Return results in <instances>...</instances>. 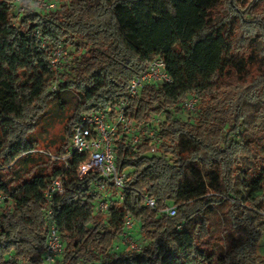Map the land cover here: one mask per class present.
<instances>
[{"label":"trees","instance_id":"16d2710c","mask_svg":"<svg viewBox=\"0 0 264 264\" xmlns=\"http://www.w3.org/2000/svg\"><path fill=\"white\" fill-rule=\"evenodd\" d=\"M47 1L57 8L38 12L24 0L18 18L15 0H0V264H44L50 218L66 245L58 264H264V0ZM43 40L69 51L58 77ZM157 58L172 82L146 86L128 116L141 125L165 115L154 126L161 146H116L118 169L129 173L125 200L96 212L100 175L80 180L48 154L64 156L82 115L119 104ZM190 97L199 100L191 116L181 107ZM56 102L67 116L49 145L36 135ZM245 104L257 106L255 132H241ZM240 159L253 164L242 199ZM55 178L64 190L49 204ZM221 205L225 224L213 233L207 210ZM127 216L140 251L120 245Z\"/></svg>","mask_w":264,"mask_h":264},{"label":"built area","instance_id":"2783aa9c","mask_svg":"<svg viewBox=\"0 0 264 264\" xmlns=\"http://www.w3.org/2000/svg\"><path fill=\"white\" fill-rule=\"evenodd\" d=\"M23 1L15 0V13L18 18L25 12ZM32 1L34 4L38 3L35 5L36 8L34 7L38 12H49L57 8V3H49L47 0ZM36 34L40 36L38 31ZM42 48L49 51L50 69L55 77H58L66 70L70 62L69 51L62 44H51L47 40H43ZM171 82L172 78L161 58L149 62L147 69L130 81L127 96L119 104L108 105L96 112L82 115L74 127L70 148L64 156L57 157L48 154L54 161L62 162L65 169L74 171L75 176L80 180L90 173L100 175L102 181H96L92 190V193L96 194L94 202L96 212L108 214L116 203H123L125 200L123 192L128 189L126 182L129 173L127 171L120 172L118 169L116 146L124 141L133 147L148 142L156 153L162 143L154 126L158 125L165 115H153L149 119V124L138 125L128 116L131 100L139 96L146 86ZM52 89L56 90V86H53ZM198 106L199 100L196 97L181 101L183 112L189 116L197 112ZM75 154L82 155L84 160L73 162ZM63 190L62 179H53L46 192L47 202L50 204L53 197L56 194H62ZM143 198L146 206L155 209V199L147 194L143 195ZM4 200L5 197L0 195V206ZM176 211V206H172L165 213L173 217L176 215ZM51 214L52 212L49 210L48 215L51 216ZM133 226L132 218L127 216L120 245L122 244L132 251H140L139 245L130 234ZM181 229L182 226H179L178 230ZM120 245L116 244L114 250L117 251ZM65 246L56 221L50 218L48 241L43 256L44 264H58V258L63 254Z\"/></svg>","mask_w":264,"mask_h":264},{"label":"rangeland","instance_id":"374dc122","mask_svg":"<svg viewBox=\"0 0 264 264\" xmlns=\"http://www.w3.org/2000/svg\"><path fill=\"white\" fill-rule=\"evenodd\" d=\"M244 1L245 0H238V4L241 5L242 2ZM37 4H34V7ZM244 108L246 111V119H245V125L241 132H243L247 126L250 127L255 132L256 123H255L254 114L255 111L257 110V106L253 104H245ZM66 116L67 114L64 113L62 107L57 102L54 103L51 106V109L47 113V115L40 120L39 130L36 137L43 141L46 140V143H48L49 145H53V143H56L59 139V135L63 131V125ZM236 140L239 141L240 140L239 137H236ZM51 152L53 153L52 149ZM260 155L262 156V158H264V145L260 149ZM239 163H240V168H239L238 184H237L236 192L239 195V198L242 199L252 194V186L254 184L250 176V172L253 170V164L249 162L247 159H240ZM187 173H188V177H190V172L188 171ZM224 210H225V205L209 208L207 210L208 216L211 220V227L213 233H218L219 231H221L225 224V220L222 215V212ZM260 214L264 217V212L261 211ZM216 248H220V245H216ZM258 253L259 255L264 257V237L258 246Z\"/></svg>","mask_w":264,"mask_h":264},{"label":"crops","instance_id":"0c3cea01","mask_svg":"<svg viewBox=\"0 0 264 264\" xmlns=\"http://www.w3.org/2000/svg\"><path fill=\"white\" fill-rule=\"evenodd\" d=\"M121 246H123L122 244H121ZM124 247V246H123Z\"/></svg>","mask_w":264,"mask_h":264}]
</instances>
